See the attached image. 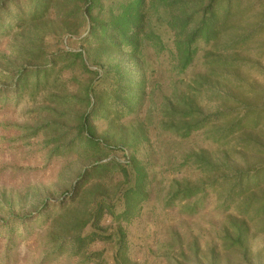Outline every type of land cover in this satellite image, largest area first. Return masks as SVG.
Here are the masks:
<instances>
[{"label":"rangeland","instance_id":"rangeland-1","mask_svg":"<svg viewBox=\"0 0 264 264\" xmlns=\"http://www.w3.org/2000/svg\"><path fill=\"white\" fill-rule=\"evenodd\" d=\"M129 1L100 0L98 19ZM44 2L31 16L21 1L23 24L0 28V264H264V0L217 2L221 31L197 38L187 64L169 15L182 10L161 0L144 2L137 50L87 37L78 8L76 32L65 33L78 2ZM248 104L254 112L229 134ZM217 110L221 120L187 132ZM134 162L144 197L127 214L122 201L103 213L111 238L70 242L77 233L62 230L61 200L77 177L90 170L86 187L111 196L127 185L113 165ZM99 163L107 170H91ZM239 170L255 176L234 185ZM94 194L68 211L93 212Z\"/></svg>","mask_w":264,"mask_h":264},{"label":"trees","instance_id":"trees-1","mask_svg":"<svg viewBox=\"0 0 264 264\" xmlns=\"http://www.w3.org/2000/svg\"><path fill=\"white\" fill-rule=\"evenodd\" d=\"M23 1L25 4H32V12L31 16L35 15V9L37 7L43 8L40 10L38 14L44 12V8L47 7V3L44 1L50 2L51 0H0V28L4 24H23L24 20V9L21 7L20 2ZM69 1V0H65ZM78 2V6L74 7V9L70 10L69 14L65 16L64 22L67 25L64 27L65 33H75L76 29H72L69 26H72L74 20L72 19L74 12L77 10H81V14L84 19L89 22L88 25V34L87 37H92L97 33L106 34L110 39L113 40L117 37L122 38L128 44H131L137 50V45L139 44V32L143 27V12L142 7L144 5L145 0H130L125 4L121 5V11L112 16L110 20H99L98 15L102 11L100 0H75ZM164 4V7L168 9H181L182 15H174L170 12V20L176 24L180 32L176 36V47L180 52V58L182 59L184 64H187L192 59V54L195 51L193 47V42L199 37H204L206 39H216V36L220 33L219 30V21L215 13V5L220 0H161ZM37 15V16H38ZM191 26V24H193ZM258 26L264 25V16L259 21ZM189 26H191L189 28ZM108 31H110L108 33ZM60 35V33H58ZM63 34V33H62ZM71 35V34H70ZM252 36L251 32H247L244 35L237 38V35H234L229 38V42L227 46L233 47L238 44L240 41ZM236 37V39H232ZM60 38V37H59ZM84 39H86L84 37ZM29 50V49H28ZM28 52V51H27ZM75 57L82 58L81 52L74 53ZM51 58V57H50ZM48 59V63L51 62V59ZM99 63V67L101 69L104 68V65L101 62ZM51 64V63H50ZM110 69H106V72H109ZM100 76V75H98ZM97 76V77H98ZM243 111H239L237 115H235L234 121L229 126V134L234 133L236 129V124H239L244 117H248L254 111L250 104L245 105V107L241 108ZM224 117V112L217 110L216 113L206 115L201 118L198 123L193 127H189L187 132L190 129H197L202 127L203 125L212 121L221 120ZM87 119V114L82 117L83 125L80 126L83 132L90 135L89 131L86 128L85 121ZM237 120V121H236ZM237 130V129H236ZM114 164V163H113ZM112 164V165H113ZM108 164H96L93 166L91 170L100 171L107 170ZM114 169L117 168L123 175V184L125 188L122 190H116L110 196L104 190H100L98 187L88 189L86 184L88 182V171L81 173L75 183L71 187L70 197L62 198L61 207L63 209L62 212H66L64 215V222L62 226V230L66 231H75V235L71 237L70 242L77 243L78 247L83 244L84 240L90 239L94 241L96 239H108L111 238L110 233H105L107 230L104 227L99 226L98 220L103 218V213L106 211L109 214H113L114 208L116 204L120 201L124 204V214H127V209L130 204L135 201H139L144 197V192L142 188V184L144 181V172L141 170V167L137 163H133L131 167L126 164L119 163L118 165H113ZM257 171V170H256ZM235 178H238V181L234 183V185H238L244 180L249 179V177L255 176V173L250 174V170H239L235 171L232 175ZM94 186V185H93ZM97 186V185H96ZM250 188H246L245 190H249ZM90 192H94L96 195L94 207L92 208L93 212L85 213H76L73 214L72 211H68L71 205H74L77 200L82 199L83 195H86ZM92 194V193H91ZM137 199V200H136ZM69 200V202H66ZM131 201H133L131 203ZM65 204H68L65 206ZM85 214V215H84ZM84 216V217H83ZM90 232V235H82L83 233ZM91 230V231H90ZM117 239L122 240L124 235L121 229L117 227Z\"/></svg>","mask_w":264,"mask_h":264}]
</instances>
